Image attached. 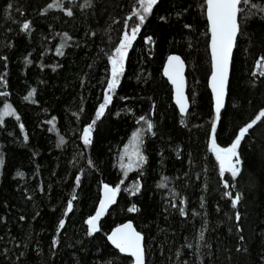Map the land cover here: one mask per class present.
<instances>
[{
    "label": "trees",
    "instance_id": "16d2710c",
    "mask_svg": "<svg viewBox=\"0 0 264 264\" xmlns=\"http://www.w3.org/2000/svg\"><path fill=\"white\" fill-rule=\"evenodd\" d=\"M49 2L0 0V56L9 58L7 68L0 61V76L7 73L8 82L0 84V91L9 93L0 97V110L9 103L21 117L19 121L5 117L0 125V157L4 159L0 165V264H126L125 257L109 246L106 235L129 220L146 238L147 264H264V122L242 141L241 175L233 181L225 174L234 185L228 191L233 196L241 194V202L232 209L224 196L218 164L207 150L213 116L203 0H160L129 50L118 95L97 122L93 146L87 149L81 131L102 100L106 54L124 31L122 21L131 14L135 0H93L96 7L84 10L78 6L84 0H65L74 9L72 18L56 9L39 15ZM8 3L15 5L13 20L5 18ZM240 7L243 35L233 53L227 102L217 127L222 147L264 108V77L252 75L260 70L255 61L264 55V0H250ZM25 19L34 23L30 32L21 33L19 26ZM186 23L190 29L184 28ZM65 33L71 39L59 56L56 49L64 43ZM148 35L154 44L144 43ZM172 54L187 66L190 114L185 117L186 126L180 123L171 88L162 77L163 64ZM33 89L34 95L25 100ZM141 115L155 123L156 136L146 135L141 146L148 163L125 177L120 154L140 127L136 120ZM52 117L56 120L48 123ZM61 138L64 143L58 146ZM77 175L80 187L75 185ZM122 179L117 203L104 216L102 230L94 238L87 237L84 221L95 212L100 186H115ZM136 182L141 184V194L132 196L125 189ZM73 190L77 199L73 211L64 217ZM181 199L184 204L179 203ZM132 203L142 212H127ZM180 207L185 209L184 216L179 214ZM236 212L241 215L239 222ZM61 218L65 228L53 249L51 240L57 237ZM237 226L243 231L237 232ZM240 235L245 237L243 242Z\"/></svg>",
    "mask_w": 264,
    "mask_h": 264
},
{
    "label": "snow or ice",
    "instance_id": "6c2138e0",
    "mask_svg": "<svg viewBox=\"0 0 264 264\" xmlns=\"http://www.w3.org/2000/svg\"><path fill=\"white\" fill-rule=\"evenodd\" d=\"M160 0H135V6L131 9V14L126 16L122 21L124 31L119 36L118 41L112 45V49L106 54L105 64V87L103 88L102 100L98 103L95 108L94 117L91 118V122L87 123L82 128L81 139L83 146L87 149L93 146V132L98 130V121L105 115V112L109 109V106L113 103V98L118 95L117 89L121 85V79L126 75V61L129 58V50L133 48V42L136 41L138 34L141 32L142 26L145 25L148 18L154 15V8L158 7ZM71 3V0H68ZM250 0H203L202 7L204 10L206 20V32L205 36L207 40V48L209 50V69L207 73V88L210 89L211 98V115L213 116L210 124V130L208 132V145L207 150L214 156L215 161L219 167V177L223 183L224 196L228 197L231 203V208L236 209L238 204L241 202V194L237 192L234 196L232 192L228 191L229 188L234 187L226 177V173L231 175L233 181L237 179L242 173L243 160L241 159V148L242 141L249 134L259 122H264V108L259 111V114L251 119L250 122L244 124L239 128L237 134H235L232 142L225 147H222L217 142V127L218 123L222 120V110L225 108L226 95L229 91V73L232 62L233 49L238 45V39L243 35V28L241 26L240 17L242 14L241 5H249ZM82 10L95 8L96 5L93 0H84L83 4L78 5ZM253 8L255 4L251 5ZM15 7L14 3H8L4 9L5 18L13 20L11 10ZM59 10L65 16L72 18L74 16V9L68 7L65 0H51L47 3L44 10L39 15L44 16L50 10ZM15 11L20 15L24 16V12L20 8H15ZM250 17L245 16V20ZM264 18V16H262ZM161 21H167L166 16H160ZM116 23H121L114 21ZM131 22V23H130ZM34 22L25 19L19 26V32L28 33L32 29ZM184 28H191L190 24H184ZM95 35V33H93ZM66 33L64 34V43L56 49V54L63 56V48L67 46V41L70 40ZM144 43L154 44L155 41L151 35L144 38ZM103 51V50H101ZM8 56H0V61H4L3 67L7 68ZM25 63H31V61L25 60ZM91 67V65H89ZM255 67L260 69L258 72H253L252 75L264 77V55L260 56L255 61ZM55 70V69H53ZM162 75L167 78L168 83L171 85V98L174 101L175 108L179 110V120L182 125H185V117L190 114V100L185 93V62L179 55H168L166 61L163 64ZM7 73L0 76V84L7 86ZM83 83V81H82ZM35 90L29 91L27 96L24 97L28 100L34 95ZM7 91H0V97H8ZM126 99V97H121ZM34 102V101H33ZM191 103L195 104L193 98ZM156 105L152 104V113H155ZM85 109L81 107L80 113H83ZM77 119H80L77 113H74ZM5 117H15L17 121L21 119L17 115L16 110L9 103L3 105V110H0V125L4 124ZM56 117H52V120L48 123H53ZM136 124L140 125L137 127L130 136L129 142L124 146L122 153L120 154V168L123 171L125 177L128 172L134 169H143V166L148 163V157L142 151V145L145 143L144 137L148 134L156 136L154 128L155 123L148 117L141 115L137 120ZM186 126V125H185ZM20 132H24V124L19 125ZM11 135V133H8ZM28 136L24 135V141L27 142ZM63 138L60 139L59 144H63ZM126 159V163L124 162ZM92 163L91 161L89 162ZM4 164L3 157H0V165ZM143 175V172L140 173ZM18 176H23V173L18 172ZM124 183V180H120L115 186H110L107 183L102 185L101 195L99 197L98 206L95 208V212L84 221L87 225L86 236L94 238V234L99 233L102 230L100 224L101 218L109 210V206L117 203V194L121 191L120 185ZM76 187L81 185V176L75 177ZM157 187L164 188L165 184H158ZM129 191L130 195L136 196L141 194V184L136 182L132 185L131 189H125ZM176 195L175 192L172 193ZM31 199V197H29ZM77 199V195L73 190L71 198L67 201L66 209L63 212V216L67 217L69 213L73 211V201ZM180 204H184V200L179 201ZM173 208L177 207L175 202H172ZM203 207V202L201 203ZM129 213H141L142 209L135 203L126 209ZM167 211V208H165ZM179 214L185 215V209L179 208ZM36 215H39L37 213ZM21 220L25 217L21 216ZM235 220L239 222L241 215L239 212L235 213ZM65 219L61 218L58 221L57 226V237L51 240V246L53 249L60 243L58 239L59 232L65 228ZM206 223V222H205ZM237 232H242L243 229L239 226L236 227ZM204 232H200V240H204ZM107 242L110 243L118 253L123 254L125 257L126 264H147L146 260V238L141 231H138L131 220L120 223L116 227L112 228L110 233L106 236ZM239 241L243 242L245 237L239 236ZM79 243V241H78ZM207 246V245H205ZM199 247V245L197 246ZM241 248L237 247L236 251L241 252ZM247 251V249H243ZM23 255V253H21ZM79 264V261H77Z\"/></svg>",
    "mask_w": 264,
    "mask_h": 264
},
{
    "label": "water",
    "instance_id": "95a60500",
    "mask_svg": "<svg viewBox=\"0 0 264 264\" xmlns=\"http://www.w3.org/2000/svg\"><path fill=\"white\" fill-rule=\"evenodd\" d=\"M234 50H235V47H234V49H233V53H234ZM172 55H174V54H172ZM209 56H210V53H209ZM232 58H233V56H232ZM182 59V58H181ZM183 60V59H182ZM166 61V60H165ZM231 65H232V62H231ZM162 71H163V68H162ZM186 72H187V66H186V63H185V93H186V95H187V80H186ZM230 76H231V66H230V73H229V81H230ZM162 77H163V79L167 82V84L170 86V88H171V85H170V83H168V81H167V78L166 77H164L163 75H162ZM209 90V92H210V89H208ZM188 96V95H187ZM226 102H227V95H226V100H225V106H226ZM172 103H173V105L175 106V104H174V101L172 100ZM224 110V109H223ZM222 110V111H223ZM177 111H178V113H179V110L177 109ZM101 189H102V185L100 186V193H99V197H100V195H101ZM99 203V202H98ZM97 206H98V204H97ZM113 206H114V204L113 205H110L109 206V210H108V212H110V210L113 208ZM107 212V213H108ZM106 213V214H107ZM105 214V215H106ZM103 218L104 217H102L101 218V221H100V224H101V222H102V220H103ZM116 227V226H115ZM110 233V232H109ZM107 236V235H106ZM106 241H107V239H106ZM108 243V242H107ZM109 244V246L113 249V250H115L114 248H113V246L110 244V243H108ZM116 252H118V250H115ZM118 254H120V253H118ZM121 256H123V254H120Z\"/></svg>",
    "mask_w": 264,
    "mask_h": 264
},
{
    "label": "rangeland",
    "instance_id": "374dc122",
    "mask_svg": "<svg viewBox=\"0 0 264 264\" xmlns=\"http://www.w3.org/2000/svg\"><path fill=\"white\" fill-rule=\"evenodd\" d=\"M229 176H231V175L229 174Z\"/></svg>",
    "mask_w": 264,
    "mask_h": 264
}]
</instances>
